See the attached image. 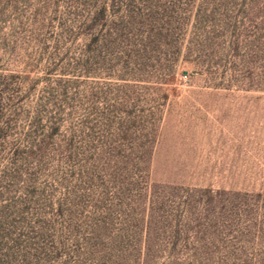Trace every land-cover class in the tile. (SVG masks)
<instances>
[{"label": "rangeland", "instance_id": "1", "mask_svg": "<svg viewBox=\"0 0 264 264\" xmlns=\"http://www.w3.org/2000/svg\"><path fill=\"white\" fill-rule=\"evenodd\" d=\"M0 264H264V0H0Z\"/></svg>", "mask_w": 264, "mask_h": 264}]
</instances>
